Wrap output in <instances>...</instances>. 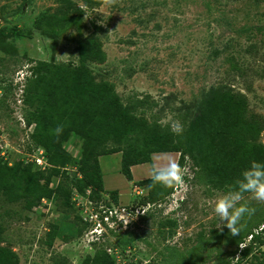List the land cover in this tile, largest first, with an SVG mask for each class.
I'll list each match as a JSON object with an SVG mask.
<instances>
[{"label":"rangeland","instance_id":"374dc122","mask_svg":"<svg viewBox=\"0 0 264 264\" xmlns=\"http://www.w3.org/2000/svg\"><path fill=\"white\" fill-rule=\"evenodd\" d=\"M96 1L0 0V164H20L22 170L29 165L31 170L16 178L20 185L29 182L37 170L30 159L43 148L32 141L35 123L27 125L26 117L45 108L55 126H63L49 142L51 154L43 149L46 161L59 156L52 163L59 173L50 177V197L28 210L21 200L10 202L0 193V264H89L96 256L109 264H235L239 253L232 260L228 253L238 235L216 227L219 220L209 203L220 190L196 177L189 156L182 165L187 191L168 187L161 202L143 205L148 188L124 177L121 151L98 156L97 167L87 154L95 148L145 152L150 161L135 165L134 177H149L154 161L179 156L152 152L162 143H153L151 136L176 122L182 125L185 118V124L193 122L198 145L210 144L211 165L220 164L226 173L239 169L237 147L223 146L208 131L230 130L236 115L216 111L200 118L197 107L210 88L242 95L247 114L262 126L256 142L264 144V0ZM90 39L104 54L101 63L88 64L95 81L104 82L101 89L91 91L75 78L51 95L39 85L38 94L26 98L23 89L33 60L75 71L78 44ZM109 85L107 93L103 88ZM90 110L106 112L107 122L89 134L76 130ZM104 178L106 188L96 190ZM84 182L88 186L81 191ZM74 187L79 190L69 205L67 193ZM91 189L93 196L87 198ZM249 206L256 211L243 226L264 215V204L250 201ZM107 208L117 212L113 232L96 225L95 215ZM147 210L152 215L137 217ZM261 239L242 262H262Z\"/></svg>","mask_w":264,"mask_h":264},{"label":"trees","instance_id":"16d2710c","mask_svg":"<svg viewBox=\"0 0 264 264\" xmlns=\"http://www.w3.org/2000/svg\"><path fill=\"white\" fill-rule=\"evenodd\" d=\"M97 0L96 2H100ZM57 32V30H55ZM78 60L79 66L75 68V71H72L66 64H57L52 61L45 60H33L32 65L30 66V75L26 80V85L23 89L24 95L27 97H34L38 94V86L42 85V88L46 92L51 94L56 93L62 88V85L70 81H76L77 79H82L86 86L93 91L95 86H100L102 88V83H97L90 72L88 67L89 63L97 61L101 63L104 61V54L100 51V44L94 39L82 40L78 44ZM106 83V82H105ZM75 88V83L72 84ZM106 86V85H105ZM110 86V85H109ZM105 92L109 93L112 91V87H105ZM76 90V88L74 89ZM73 90V91H74ZM198 110L201 114V117L211 114L212 112H222L228 113L231 112L235 114V120L233 122L232 128L230 130H219L218 128L212 129L209 128L208 131L210 134L219 136V140L223 143V146L233 144L237 147V153L239 157L237 158V163H242L241 167L237 170L232 171V173L222 172L220 164L215 163L211 165L209 157L211 154L209 152L210 144H206L209 147L198 145L197 137L195 133V128L193 122L190 124H185V118L181 120L183 131L181 134L177 135L170 130L168 126L161 129L160 131L154 132V135L151 136V141L153 143L160 141L162 143L161 147L154 146L152 152H178L179 156L177 161L182 166L184 163L185 156L193 161V164L198 169L196 177L200 180H205L211 187L220 190L227 191L230 185H233L235 180L240 176L243 169L247 168L251 160H258L264 162V144L256 142V139L262 129V126L257 120H254L252 115L247 114V105L246 100L242 95H233L229 88H210L208 95L200 102L198 105ZM45 108H39L31 112L30 117H26V124L30 125L35 123L34 131L30 134V137L36 146H41L45 152L51 154L50 140L53 139L54 129L56 120L52 119L50 114H47ZM72 115V114H69ZM107 113L103 112L101 114H95L91 110L87 113L82 121H85L84 124H79L76 127V130L82 131L89 134L92 129H98L107 122ZM194 121V119L192 120ZM52 122L51 128H48V125ZM45 129L47 131H45ZM229 135L228 137L226 136ZM121 151V172L127 180H131V170L132 165H137L141 163L149 162L150 159L148 154L145 152L133 154L130 152V149H111L109 151H99L96 148L87 154L88 157L93 159L92 167H97V157L104 154H111ZM61 154V153H60ZM59 154V155H60ZM57 158L50 159L47 156V161L51 164V168L48 167L49 174L46 176L44 183L40 185L38 179L42 177V170L33 171L30 175L29 182H26L23 185H20L18 178L22 173L29 172L30 166L20 169V164L18 166L7 167L6 165L0 164V193L8 201L15 202L21 200L24 204L25 209H31L36 206L42 198H49L51 195V189H49L50 177L53 175H58L59 168L52 166V163L57 162ZM85 162H88V159L85 158ZM80 169H84L83 166H80ZM15 172V178L12 177V173ZM46 172V171H45ZM231 172V171H230ZM88 186V182H84L82 186L80 185L81 191L85 189V186ZM139 185L147 186V195L143 198L142 204L147 203L157 204L163 200V198L168 194V187L159 183H154L151 178L141 180L138 182ZM102 183H99L95 186L96 190H102ZM79 188L70 189L67 193V204L70 205L71 195L74 191L78 192ZM92 190V189H91ZM85 192V191H84ZM83 192V193H84ZM93 190L87 197L92 198ZM115 199V198H114ZM152 213L147 210L141 215L137 214V217L144 218L150 216ZM248 222L245 226L241 228L240 234L232 242L235 246V249L229 252L231 260L234 258V255L238 252L239 257L235 261V264H248L246 261L242 262L246 257L251 253L253 244L263 243L262 237L264 238V215H261L259 219ZM262 226V227H261ZM259 229V230H258ZM114 230H110L113 232ZM2 228L0 227V233ZM250 236L248 244H245V240ZM1 241V236H0ZM243 245V247H241ZM239 246L241 248H239ZM89 264H109L108 260L104 256L93 257ZM221 264H231V262L225 261ZM260 264H264V258Z\"/></svg>","mask_w":264,"mask_h":264},{"label":"clouds","instance_id":"9594fccd","mask_svg":"<svg viewBox=\"0 0 264 264\" xmlns=\"http://www.w3.org/2000/svg\"><path fill=\"white\" fill-rule=\"evenodd\" d=\"M63 126H57L54 134L59 135ZM172 132L179 135L183 128L179 122L173 124ZM150 178L154 183L164 186H175L187 191L185 169L172 156H166L154 161L150 169ZM250 201L264 204V162L251 160L247 168L227 191L217 192L209 201L213 212L218 217L217 228L227 227L233 236L239 235L242 221L251 216L256 209L249 206ZM128 222L125 223V225ZM223 226V227H222ZM241 247H243L241 245Z\"/></svg>","mask_w":264,"mask_h":264},{"label":"built area","instance_id":"2783aa9c","mask_svg":"<svg viewBox=\"0 0 264 264\" xmlns=\"http://www.w3.org/2000/svg\"><path fill=\"white\" fill-rule=\"evenodd\" d=\"M32 163L35 164L36 168L38 170H45L46 165H48L47 161L45 160L44 157V152L43 149L38 148V153L34 156H32V159H30ZM88 193V192H87ZM88 198V197H87ZM87 202H90L89 199H87ZM101 211H98V214L95 215V218L97 217V227L100 228V230H113V225L117 224L116 218L117 217V212L116 210H111L109 208L107 209H100ZM139 213V212H138ZM121 216V215H120ZM128 222L124 220V227H126L125 223Z\"/></svg>","mask_w":264,"mask_h":264},{"label":"crops","instance_id":"0c3cea01","mask_svg":"<svg viewBox=\"0 0 264 264\" xmlns=\"http://www.w3.org/2000/svg\"><path fill=\"white\" fill-rule=\"evenodd\" d=\"M171 153H173V152H171ZM146 163H148V162H146ZM141 164H144V163H141ZM137 165H139V164H137ZM134 168H135V165H132L131 167H130V170H131V176H133V180L131 179L130 180V182H132V181H141V180H145V179H148V178H150V172L148 173V175H149V177H147V176H145V177H140V178H135L134 177ZM123 174V173H122ZM125 177V176H124ZM104 182H103V186L106 188V186H107V183H105V182H107L106 180H105V178H104V180H103ZM129 181V180H128ZM131 184V183H130ZM120 191V190H119ZM121 192V191H120Z\"/></svg>","mask_w":264,"mask_h":264}]
</instances>
